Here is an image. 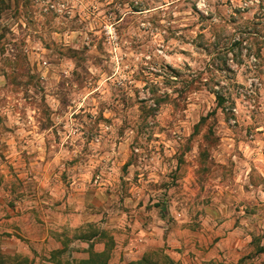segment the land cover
<instances>
[{"label": "rangeland", "instance_id": "obj_1", "mask_svg": "<svg viewBox=\"0 0 264 264\" xmlns=\"http://www.w3.org/2000/svg\"><path fill=\"white\" fill-rule=\"evenodd\" d=\"M133 232L264 264V0H0V256L130 264Z\"/></svg>", "mask_w": 264, "mask_h": 264}, {"label": "crops", "instance_id": "obj_2", "mask_svg": "<svg viewBox=\"0 0 264 264\" xmlns=\"http://www.w3.org/2000/svg\"><path fill=\"white\" fill-rule=\"evenodd\" d=\"M145 229H149V227L148 226L142 227V231ZM113 232H112V235L119 233V231H113ZM138 236H140V234L136 236L133 232L132 234H130V237L122 235L120 239L119 238L117 239L115 235L114 237L115 253L118 254L119 258L122 257V258L137 260L143 255L146 246L145 245L137 246L136 241H133V238L138 237Z\"/></svg>", "mask_w": 264, "mask_h": 264}, {"label": "trees", "instance_id": "obj_3", "mask_svg": "<svg viewBox=\"0 0 264 264\" xmlns=\"http://www.w3.org/2000/svg\"><path fill=\"white\" fill-rule=\"evenodd\" d=\"M218 105L220 101V97L215 95ZM102 254L92 253L87 261H84L82 264H105L102 261ZM6 259L0 256V264H6ZM130 264H173V262L164 254V253H146L142 256V258L136 262Z\"/></svg>", "mask_w": 264, "mask_h": 264}]
</instances>
